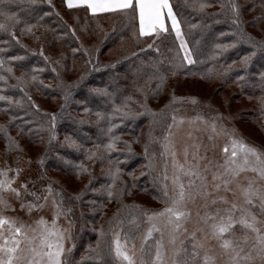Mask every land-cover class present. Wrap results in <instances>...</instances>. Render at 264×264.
Listing matches in <instances>:
<instances>
[{
    "label": "snow or ice",
    "instance_id": "snow-or-ice-1",
    "mask_svg": "<svg viewBox=\"0 0 264 264\" xmlns=\"http://www.w3.org/2000/svg\"><path fill=\"white\" fill-rule=\"evenodd\" d=\"M212 0H192L191 7L198 12L202 21L197 24H188L189 29L199 28L201 33L206 32L211 25L203 22V17H224L231 26V31L219 33V38H228L226 43H215L213 46L214 57H218L235 49L238 45H246L250 51L240 56L239 72L243 73L236 76L237 83L242 86H253L252 73L249 71L253 64L254 58L259 57L264 61V26L260 21L264 20V0H260L261 11L254 16L251 21L243 18V12L246 7L239 0H215L220 4L217 12L207 13L205 9L211 6ZM67 9L84 8L92 16L109 12H132L133 19L138 21V29L134 31L137 38L156 37L161 38L166 34L173 33L179 40V48L183 51V56L179 62L169 61L164 65L159 60H152L147 63L141 60L134 64L129 70L134 77L148 75V82L155 80V88H145L136 86L135 79L132 81L134 92L138 93L141 99H135L132 94L123 95L124 89L115 87L109 91V86L91 88L90 92L107 98L111 104L110 112H97L98 121H106L107 127L100 129L107 142L96 144L94 149H84L83 144L73 139L72 136L66 135L62 148L67 147L76 151L84 150L85 157L93 162H99L101 165L107 161L109 167L103 169L105 177L111 180L109 184H102L100 188H93L90 179L77 193H73L71 200L83 202L85 192L91 190L94 193H103L106 198L117 199L120 207L113 213L112 218L108 221L109 228L107 231L103 226L94 229L98 233V239L95 247L89 245L88 251L81 256L79 261L71 259L75 244L71 247H65V241L72 239V228L74 221L70 218L74 212V206L66 205L62 188L54 187V181L48 178L44 172L45 159L51 150L53 141L58 139L55 131L57 115H62L72 93L63 80H60L57 88L64 93V104L60 106V113H52L51 123L48 131L47 148L38 158L37 164L39 169L34 179L19 180L20 176L26 171L21 166V160L28 169L32 164L31 158H22L20 155L15 157V166L5 161L0 166V264H108L106 258H111L114 264H264V151L247 143L242 137L234 135L235 130L229 131L221 123L218 127L217 119L223 120L220 113L207 120L197 115L190 118V123L197 121L207 125L210 130L208 140L211 142L218 136H226L227 143L221 149L223 161L213 163L207 156L208 146H204L205 154L200 155L201 144L193 143L191 146L195 150L189 152V146L183 148L184 160L178 159L176 141L174 140L175 128H178L184 122V117H177L175 112L178 109H172L171 105L176 101H183L184 97L171 96L169 103L165 104L159 111H154L148 105V99L151 96L155 98L163 90L168 75H175V71L183 69L185 62L187 65H194L196 60L193 59V51L188 46L184 37L181 26V20L177 11L174 9L172 0H62ZM42 5H47L55 10L53 0H0V33L7 34L11 43L15 41L20 43L16 36L15 29L17 25L23 23L22 33L33 36L37 41L40 40L35 32L38 27H43L42 21L45 17L52 15V12L43 11ZM255 5L250 11L255 10ZM16 8V11L12 9ZM59 16V12H55ZM22 16L27 19L22 20ZM61 19H63L61 17ZM34 20L35 23H29ZM77 23L79 17H76ZM170 22V24H169ZM219 23L220 21H215ZM251 24L259 27L262 35L257 38L252 33L246 31L245 25ZM70 33L76 37V28L64 22ZM86 30V27H85ZM52 31H57L53 29ZM68 35L67 32L62 33ZM27 47L26 45H21ZM152 48V44L146 45ZM83 50L86 54L89 49L81 48L71 49L73 54ZM159 52V49L156 50ZM5 49L0 48V54ZM48 64L65 67L63 61L66 55L62 51L59 58L52 61L50 56L44 54L43 46L38 53ZM137 53L130 54L135 57ZM130 57H124V60ZM23 56L4 57L0 55V71H6L9 75L0 74V82L7 84L9 76L17 81V84L10 85L12 88H20L28 102L39 110L35 105L32 97L20 87L24 83V75L15 76L13 68L10 65L13 61L23 60ZM91 63V59L87 61ZM120 61L105 64V68L115 69ZM237 61L228 65L221 76H227L233 71ZM33 73L30 77L31 82H36L37 72H43L42 68H32ZM51 71L59 77L60 73L57 67L52 66ZM214 69H209L203 73L206 78H211ZM85 79L82 74L74 85L79 86ZM119 77H114L112 84L118 83ZM259 83L255 86L264 90V71L258 72ZM43 87H51L43 85ZM120 99L121 103H116ZM193 104L197 103L195 97H188ZM261 109L264 110V96L259 98ZM0 102L9 105L7 111H11V105L22 106L20 101L13 100V97L0 94ZM135 104L139 111L135 110L132 105ZM90 111L85 109V112ZM171 113L170 115H168ZM45 115H49L45 113ZM141 117H150L152 124L159 125L162 122L166 126L163 141H161L164 151L162 157L171 158L172 175L168 176V160L165 159L163 181L156 199L161 200L164 207L158 210H149L142 208L135 203L126 205L123 202L125 195L131 194V189L124 182L117 187V181L121 179L123 169L120 167L121 161L118 157L113 158V153L124 155L126 159L131 158L137 153L134 152L132 144L139 143V138L135 141L122 140L118 134L120 127L126 121H135ZM117 118L119 123L116 122ZM17 118L12 117L10 122ZM171 122H168V121ZM83 124L85 121H78ZM24 128L21 126V131ZM6 140L4 155L10 152L21 153L24 151L20 142L14 137L8 135L7 129L0 126ZM29 133L32 129H28ZM148 140L144 143V156L148 160L146 167L152 168L153 161L149 154V146L157 141L153 136V130L148 132ZM189 137L192 136L188 132ZM123 143L124 149L117 148V144ZM214 149L216 145L211 144ZM102 149V150H101ZM191 155V159L189 156ZM65 164L71 163L65 157H57ZM207 161L206 163H203ZM76 169L77 176L88 173V167L80 162L73 165ZM209 173L210 179H209ZM248 173L253 175L249 176ZM144 174L143 172L141 173ZM131 175V173H129ZM134 186V185H133ZM231 197V198H230ZM15 201V202H14ZM195 222L192 230L187 225L193 220V210L189 205H197ZM50 202V205H49ZM94 205L92 211L95 212V201H89ZM18 205V207H17ZM51 207L52 218L49 221L45 216L40 215L32 223H28L19 215H9L8 213L22 212L29 216L33 212H41ZM100 207H104L103 204ZM131 209L128 217L118 219L122 209ZM202 209V211H201ZM258 209V212L255 211ZM84 215V213H81ZM67 220L68 227H61L58 223L60 217ZM147 223L148 227L140 235V246L137 249L135 240L140 233L143 224ZM165 233H167V244L165 243ZM155 234H159L160 239H156ZM251 234V235H250ZM139 252V259H137Z\"/></svg>",
    "mask_w": 264,
    "mask_h": 264
},
{
    "label": "trees",
    "instance_id": "trees-1",
    "mask_svg": "<svg viewBox=\"0 0 264 264\" xmlns=\"http://www.w3.org/2000/svg\"><path fill=\"white\" fill-rule=\"evenodd\" d=\"M239 2L246 5L244 12L249 10V8L253 5H260V0H239ZM55 3L56 5H60L61 8H55V10H53L47 5L41 6L43 11L53 13L52 15L45 17V19L42 21V24L43 27L50 30L49 39L51 42L48 45L54 44L62 47V52L66 55V60L63 61L65 67L61 68L58 65L48 64L44 61L43 57L38 53L41 49V46H43L44 54L51 57L50 53L47 51V49H45L47 46L42 44L36 45L35 47L30 46V42H27V40L33 38V36L21 32L20 29L24 27L23 23L17 25L15 29L16 36L20 40L19 44H17L15 41H12L10 44L5 43V41L10 40V37L7 34L0 33V48L5 49V52L0 55H3L5 58L9 56L24 57L23 60L13 61L10 65H6V67L11 66L15 76H21L22 74L24 75V83L20 87H22L24 91L32 97V101L35 102V105L39 106V110L33 107L28 102L27 97L24 96L20 88L9 87L10 85L17 84V81L9 76L7 84L0 82V94L13 97V100L20 101L22 106L11 105V111H7L6 109L9 108V105L5 102H0V126H4L7 129L8 135L14 137L20 142V145L25 152L24 154L22 152L21 153L26 155V157L31 158V160L34 162L33 166H31V171L33 173L31 177L33 178L34 176L35 178V175L39 169L37 160L48 146L47 129L51 123L50 114L60 113V106L61 104L65 103L63 99L64 93L63 91L58 90L57 85L60 80H63L66 86H71L69 87V90L71 91L72 95L67 102L63 114L57 115L56 118L55 131L57 133L58 139L53 141L51 150L48 152V156L45 159L44 172L48 178L55 179L59 182L57 184L54 182V187L62 188L65 204H71L74 206L73 215L70 217L74 221L71 233L72 239L68 240V244H66L65 247H71L74 243L75 248L73 249L71 259L79 261L81 256H83L88 251L89 245L93 247L96 245L98 233L93 230L99 229L101 226H103L105 230L108 229L109 224L107 225V220H105V217L108 213V211H106L108 205L115 204L114 209L116 212L117 208L120 207V203L117 199L109 200L106 198L105 194L94 193L91 190L85 192L82 203L70 199L72 194L83 189L84 185L87 184L90 179L92 180L91 186L93 188H100L102 184L111 183V180L105 177L103 174V169H107L109 167L107 161L101 165L98 161L93 162L86 159L83 149L76 151L67 147L62 148L60 145L63 143L64 137L66 135L72 136L73 139L83 144L84 149H94L96 144H100L102 142L106 143L107 138L103 136L100 129L106 128L107 123L106 121H98L96 113L110 112L111 104L107 98L90 92V89L108 85L109 91H113L115 87H120L124 89L122 93L123 95L132 94L135 99H141L140 95L134 92L132 81L135 79L136 86L140 87L144 86L145 84L147 89L155 88L156 82L155 80L148 82L147 74L134 77L129 71L131 67L134 64H138L141 60L147 63H150L152 60H159L164 65H167L169 61L176 63L180 61V58L183 56V54L173 33L166 34L164 37L157 39H154V37L137 38L134 35V31L138 29V21L133 19V13L130 11L127 13H101L97 14L96 16H92L91 13L86 12L84 8L72 10L67 9L62 3V0H54L53 4ZM172 3L174 9L177 11L178 17L181 20L184 37L188 42V46L193 51V59L196 60V63L194 65H187L185 62V67L183 69L176 70L175 75L169 74L168 77L176 76L178 81H182L184 78L189 76L206 78L202 74L207 73L209 69H214L212 74L217 75L219 81L232 82L233 80V82H236L237 87L240 88L244 94H247L251 97L255 96L256 94L264 95V90L255 86L259 83L258 72L264 71V61L261 63L259 57L254 58L253 64L249 68V71L253 74L251 77L253 86H242L241 84L237 83L236 76L243 74L238 71L240 64H238V66L234 65L233 71L227 76L219 75L220 73H223L228 65L232 64L234 60L239 63L240 56L250 51L246 45L241 44L235 49H231L221 56L214 57V44L226 43L231 39L230 37L218 39L219 33L231 31V26L228 21L222 16L203 17V22L210 24L211 27L202 34L199 28L189 29L188 27V24H197L202 21L201 15L194 11L190 6L192 0H172ZM213 7L217 8V10L213 11ZM218 7H220V4L215 2V0H212L211 6L206 8L205 12H217L220 9ZM12 10L16 11L17 9L13 8ZM55 12H59L60 15H55ZM63 15L67 17H64ZM61 17L63 19H61ZM76 17H79L78 23ZM106 18L113 20V24L109 27V29H107V31H105L101 25L103 19ZM21 19H27V16H22ZM217 20L220 22L216 23L215 21ZM65 21L67 24H70L76 28V36L79 37L78 40L70 33L69 29L64 26ZM28 22L35 23L34 20H29ZM53 29H56L57 31L54 32L52 31ZM65 32H67L68 35L62 34ZM92 33L100 34V40L95 45L85 44L81 40V35H89ZM125 38H131L137 44V48L134 51L137 53L135 57H131L130 53L124 56L130 57L129 59L124 60V57H122L119 60H116L115 62L120 61V63L115 69L105 68L104 66H99L96 64L97 56L104 45L110 44L119 39L123 40ZM148 44H152L153 47L147 48L146 45ZM21 45H26L27 47H22ZM82 45L83 47L89 49L88 54H86L83 50L77 52L76 54L72 53L71 49L81 48ZM157 49H159V52L156 51ZM89 59H91V63L87 62ZM55 60L56 59L52 61ZM75 60L81 61L84 64L82 74H85V79L79 86L74 85L73 80L66 78L68 71L73 68V61ZM52 66L57 67V70L60 73L59 77H57L56 74L51 71ZM32 68L44 69L43 72L35 73L38 76V80L36 82H31L30 79L31 75L33 74L30 71ZM0 74L9 75L6 71H0ZM114 77H119L118 83L115 85L112 84ZM40 81L43 82V85H50L51 87L41 86L39 83ZM173 94L177 97L195 96L198 98L195 94L189 93L188 91H177L176 87L170 86L168 88L164 87L159 95L155 98L150 96L148 99V105L154 111H158V109L155 108L156 103L159 102L161 98L164 99L163 97H165V95H168L167 98L169 97L171 100V96ZM54 99H61L59 108L54 110L47 108L46 106V108L43 107V105H45V101L53 102ZM181 102L182 101H176L173 104H180ZM116 103H121V100L117 99ZM132 107L137 111L140 110L136 108L135 104H133ZM85 109H89L90 111L85 112ZM45 113H48L49 115H45ZM170 114L171 113L168 115ZM12 117H16L17 119L14 122H10ZM81 119H83L85 123H79L78 121ZM116 122L119 123L118 118ZM145 123L150 124L153 134H161L160 131L164 130L166 127L163 122L159 125H155L152 124L150 117H141L135 121H126L125 124H123L118 130V134L121 135L122 140H127L125 138L128 136L129 139L131 138L136 140L140 127ZM21 126L24 128L23 131H21ZM29 128L32 129L31 133L28 131ZM19 135H21L20 138ZM42 138H45V149H43V152L41 154H31L26 146H38V143L42 142ZM147 140L148 138L143 140V143H141L142 147L139 151L134 150L137 155L131 158L126 159L124 155L118 153H113L112 157L119 158L121 161L120 167L123 169L121 173V179L117 181L118 188L121 186V182H124L131 189V194H147L153 199H156V196L162 185L160 179V170L157 167L156 161L160 158V151L154 142L150 144L149 154L153 161V167L151 169L146 167L148 160L145 158L143 153L144 143ZM5 148L6 140L4 138L3 132L0 131V158H5L8 156L4 155ZM117 148L124 149L125 145L123 143H119L117 144ZM15 153L17 155H22L21 153ZM58 155L65 157L71 163L65 164L63 161L57 158ZM80 162H83L88 167L89 172L77 176L76 169L73 165L79 164ZM51 172L55 174H49ZM142 172L144 173L143 175L141 174ZM129 173H131V175H129ZM63 177H67L71 179V181L76 182L77 187L70 188L68 185L67 188L66 182H63ZM84 178H86L85 181ZM127 196L128 195H125L124 198ZM89 201H95V212L92 211L94 205L89 204ZM133 203L140 205L145 209L150 208L147 203L139 199L128 200L126 205H131ZM101 204H103L104 207L101 208ZM130 211L131 209L128 208L122 209L118 219H125L128 217V213ZM81 213H84V215H81ZM155 236H157V234H155ZM82 251H84V253H82ZM106 259L108 264H114V261L111 258Z\"/></svg>",
    "mask_w": 264,
    "mask_h": 264
},
{
    "label": "rangeland",
    "instance_id": "rangeland-1",
    "mask_svg": "<svg viewBox=\"0 0 264 264\" xmlns=\"http://www.w3.org/2000/svg\"><path fill=\"white\" fill-rule=\"evenodd\" d=\"M54 1V0H53ZM56 9H60V5L54 4ZM220 8V7H218ZM252 8V7H250ZM249 8V9H250ZM217 10V8L213 7L212 9ZM261 11L260 6H256L254 11L247 10L243 13V18L245 20L251 21V19L256 16ZM64 17H67L63 15ZM71 19V18H70ZM113 24L112 19H103L101 22L102 27L107 31L109 27ZM260 25L264 26V20L260 21ZM246 31L252 33L254 36L259 38L262 33L260 32L259 27H255L251 24L245 25ZM35 32L38 36H40V40L37 41L34 38H31L27 40V42H30V46L35 47L36 45L42 44L46 45L45 49L50 53L51 59H57L59 57V53L62 51V47L58 45H48L50 44L49 34L50 30L48 28H40L38 27L35 29ZM174 34V32H173ZM175 35V34H174ZM101 38L100 34L92 33L89 35H81V40L85 44H91L95 45ZM154 39H157L154 37ZM177 40V39H176ZM179 44V40H177ZM144 44V43H143ZM137 48V44L135 41L131 38H125L123 40H116L110 44L104 45L101 49L99 55L97 56V62L96 64L99 66H104L105 64L109 63H115L116 60H119L120 58L124 57L125 55H128L135 51ZM182 54L183 51L181 50ZM73 68H71L67 75V79H71L73 81L77 80L83 73V66L84 64L81 61L75 60L73 61ZM262 63V61H261ZM238 62L235 66H238ZM170 86L176 87L177 91H188L189 93L195 94L198 98L195 97L197 100V103L193 104L189 99H187L190 96H184L186 99L182 101L180 104H172V109H178V111L175 112V115L179 117H184V122L182 125H180L178 128H175L173 131L175 132L174 140L176 141V149L178 153V159L183 162V148L185 145L189 146V152L191 154L192 151L195 149L191 146L193 143H199L201 144L200 148V155L205 154V148L204 146H208L207 156L210 160L213 161V163H218L223 161V155L221 152V149L227 143V137L226 136H218L215 137L213 141L208 140V136L211 134L210 130L207 128V125L197 121L196 123L192 124L190 123V118H194L197 115L204 117L207 120H211L216 113H220L223 116V120L217 119V125L222 123L227 130L232 131L235 130L234 135L237 137H242L247 143L257 147L258 149L264 151V110L261 109L260 100L259 98L264 96L261 94H256L255 96L251 97L247 94H244L240 88L237 87L236 82L232 80L227 82H221L219 81L217 75L212 74L211 78H199L198 76H189L187 78H184L182 81H178L176 76L168 77L167 82L165 84V88H168ZM147 89V87L142 86ZM168 96V95H167ZM163 97L161 98L159 102L156 103L155 108L158 109V111L163 108V106L167 103H169L170 99ZM61 102V99H54L53 102H47L45 101V105L43 107H47L50 109H57L59 108V104ZM155 104V103H154ZM163 105V106H162ZM45 107V108H46ZM168 122H171L170 120ZM150 130V124L145 123L142 124V126L139 129V134L137 135V138H139V143H133L132 148L135 151H139L141 149V143H143V140L145 138H148V132ZM166 127L164 130L160 131L158 134H153L157 138V141L154 142L160 151V158L157 159V167L160 170V179L161 184L164 183L163 181V173H164V163L165 159L168 160V176L171 177L172 175V166H171V158L170 157H162L161 153L164 151L161 141H163L164 135H165ZM188 132L192 133V136L189 137L187 135ZM21 135H19V138ZM125 139H129V136ZM131 139V138H130ZM129 141H135L134 139H131ZM26 140V139H24ZM42 142L38 143V146L31 147L30 145L26 146V148L30 151L31 154L39 153L41 154L43 152L44 142L45 138L41 139ZM214 143L216 147L213 149L211 147V144ZM34 148V149H32ZM25 153L24 151L22 152ZM21 153V154H22ZM20 155L22 158H28L26 155ZM17 154L15 152L9 153L7 157L0 158V166H3L5 161L7 163L15 166V157ZM191 159V155L189 156ZM207 161H204L203 163H206ZM34 162L32 161L31 166H33ZM21 166L26 168V171L20 176L17 183L20 181H23L25 179L32 178L33 175L30 169H28V166H26L23 162V159L21 160ZM49 174H55V173H49ZM210 173H209V179H210ZM247 175L251 176L252 173H248ZM127 177V176H126ZM61 178V177H60ZM34 179V176L33 178ZM56 184L59 183L55 179H52ZM86 178H84V181ZM63 182H66V186L68 188V185L70 188L77 187V183L71 181V179L67 177H63ZM65 190V189H64ZM231 198V197H230ZM132 199H139L143 200L145 203H147L150 208L149 210H158L162 207H164V204L161 202V200L153 199L149 195L136 193V194H130L126 198H124V203L128 200ZM15 202V201H14ZM201 202L198 201L197 205H189V207L193 210V220L190 221L187 225L189 230H192L194 227L195 222V213L196 209L199 206ZM50 205V202H49ZM18 207V205H17ZM115 204H109L108 208H106V211H108L107 216L105 217V220L108 221L112 218L113 212H115ZM202 211V209H201ZM255 211L258 212V209H255ZM9 215H19L28 223H32L33 220H35L38 216L43 215L45 216L49 221L52 218V210L49 206L48 208L44 209L41 212H33L31 216L22 213H8ZM261 219H264V217H261ZM104 220V219H103ZM59 225L61 227H68L67 220L65 217L61 216L59 221ZM148 227V224L145 223L140 229V233L137 235V238L135 240V244L137 249H139L140 246V235H142L145 231V229ZM109 228V227H108ZM107 231V229H106ZM251 235V234H250ZM156 239H160L159 234H157ZM165 243L167 244V233H165ZM68 244V240L65 241V245ZM86 251V250H85ZM84 253V251H82ZM137 259H139V252H137Z\"/></svg>",
    "mask_w": 264,
    "mask_h": 264
},
{
    "label": "crops",
    "instance_id": "crops-1",
    "mask_svg": "<svg viewBox=\"0 0 264 264\" xmlns=\"http://www.w3.org/2000/svg\"><path fill=\"white\" fill-rule=\"evenodd\" d=\"M169 24H170V22H169Z\"/></svg>",
    "mask_w": 264,
    "mask_h": 264
}]
</instances>
